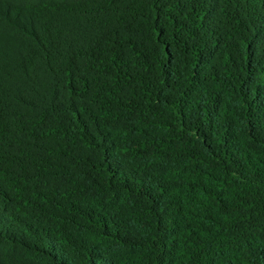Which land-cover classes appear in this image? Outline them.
Returning a JSON list of instances; mask_svg holds the SVG:
<instances>
[{
    "label": "trees",
    "instance_id": "16d2710c",
    "mask_svg": "<svg viewBox=\"0 0 264 264\" xmlns=\"http://www.w3.org/2000/svg\"><path fill=\"white\" fill-rule=\"evenodd\" d=\"M0 264H264V0H0Z\"/></svg>",
    "mask_w": 264,
    "mask_h": 264
}]
</instances>
